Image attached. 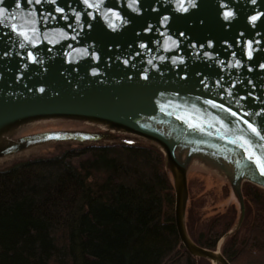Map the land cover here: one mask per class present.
I'll list each match as a JSON object with an SVG mask.
<instances>
[{
  "label": "water",
  "instance_id": "water-1",
  "mask_svg": "<svg viewBox=\"0 0 264 264\" xmlns=\"http://www.w3.org/2000/svg\"><path fill=\"white\" fill-rule=\"evenodd\" d=\"M42 120L102 125L157 147L181 244L229 264L219 244L204 249L188 236L186 163L201 155L232 164L236 231L245 216L238 183L264 190V0H0V159L110 137L49 131L5 143Z\"/></svg>",
  "mask_w": 264,
  "mask_h": 264
},
{
  "label": "trees",
  "instance_id": "trees-1",
  "mask_svg": "<svg viewBox=\"0 0 264 264\" xmlns=\"http://www.w3.org/2000/svg\"><path fill=\"white\" fill-rule=\"evenodd\" d=\"M241 192L244 219L220 253L229 264H264V191L245 183ZM174 203L152 145H85L16 161L0 169V264H211L181 244ZM194 216L189 208L188 236L208 250L237 221L234 208L207 223Z\"/></svg>",
  "mask_w": 264,
  "mask_h": 264
},
{
  "label": "rangeland",
  "instance_id": "rangeland-1",
  "mask_svg": "<svg viewBox=\"0 0 264 264\" xmlns=\"http://www.w3.org/2000/svg\"><path fill=\"white\" fill-rule=\"evenodd\" d=\"M49 131H78L95 133L100 132L91 124L69 120H42L37 121L11 133L5 143L17 142L27 135H34ZM116 137V139L114 138ZM112 143H136L149 145L143 139L131 137L129 135H110L106 141L98 143H43L30 146L21 152L0 159V169L10 166L16 161L26 160L34 157H48L59 154L61 151L85 145H104ZM180 160H184L181 158ZM229 162L222 159H214L209 156H192L186 163L188 201L185 213V223L188 219L189 208L195 210L194 218L199 223H207L215 216L223 214L234 208L237 212V221L231 231H235L239 220L240 211L236 194L231 186L232 177L228 174ZM100 176H95V181L100 180ZM248 182L238 183V188L242 191V186ZM262 190V189H261ZM264 191V190H263ZM246 210V207H245ZM228 232V233H229ZM223 242L220 241L219 245Z\"/></svg>",
  "mask_w": 264,
  "mask_h": 264
},
{
  "label": "bare ground",
  "instance_id": "bare-ground-1",
  "mask_svg": "<svg viewBox=\"0 0 264 264\" xmlns=\"http://www.w3.org/2000/svg\"><path fill=\"white\" fill-rule=\"evenodd\" d=\"M92 126H94L96 129H99V131H101L102 133H105V134H108V135H121V134H123V133L117 132L115 130H109L107 127L102 126V125H92ZM162 133L166 134L165 131H162ZM130 136H132V135H130ZM140 139H142V138H140ZM176 156H178L179 158H183L184 159L185 153H181V151H180L179 153H176ZM232 173H233V166L231 164V166L228 168V174L232 175Z\"/></svg>",
  "mask_w": 264,
  "mask_h": 264
},
{
  "label": "snow or ice",
  "instance_id": "snow-or-ice-1",
  "mask_svg": "<svg viewBox=\"0 0 264 264\" xmlns=\"http://www.w3.org/2000/svg\"><path fill=\"white\" fill-rule=\"evenodd\" d=\"M37 2H39V0H37ZM85 3H88V0H85ZM92 6H93L92 4H89V7H92ZM110 10H111V9H110ZM57 11H63V9H61V8H57ZM231 15H232L231 12H226V13H225V17H226V18L230 17ZM117 16H118V14H117ZM251 19H252V20H256L257 17L253 16ZM21 34H24L25 36L27 35L26 32H22ZM41 91H43V89H41ZM249 127H252V126L249 125ZM252 131H253V132H256V129H255V128H252ZM257 134H258V133H257ZM258 163H260L261 171H262V173H264V161H258Z\"/></svg>",
  "mask_w": 264,
  "mask_h": 264
}]
</instances>
